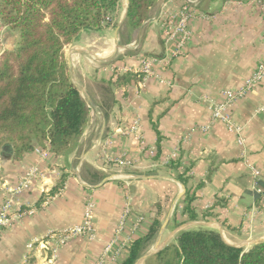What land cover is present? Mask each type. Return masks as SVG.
<instances>
[{
  "label": "crops",
  "instance_id": "obj_1",
  "mask_svg": "<svg viewBox=\"0 0 264 264\" xmlns=\"http://www.w3.org/2000/svg\"><path fill=\"white\" fill-rule=\"evenodd\" d=\"M184 1L158 0L140 41L135 44L137 35L124 41L108 62L90 59L106 58L116 45L105 51L74 47L68 60L73 81L91 99L89 119L65 155L37 143L20 160L0 154V210L7 199L15 210L37 204L65 177L58 197L0 230V264H27L33 240L82 225L88 201L94 238L68 241L51 264H120L155 219L161 224L143 255L157 242L160 250L174 244L182 230H207L245 251L264 239V194L257 190L264 189V79L230 109L243 145L224 123L211 122V105L225 100L222 91L239 90L264 63V12L256 0H193V39L173 55L176 44L163 36L162 20L167 8ZM16 43L17 34L0 22V56ZM144 58L155 60L152 74L144 72ZM127 74L137 78L115 83ZM119 159L131 164L120 166ZM33 167L38 175L17 191ZM187 188L196 197L194 217L185 211ZM153 258L142 264H154ZM33 264H44V257L36 254Z\"/></svg>",
  "mask_w": 264,
  "mask_h": 264
},
{
  "label": "trees",
  "instance_id": "obj_2",
  "mask_svg": "<svg viewBox=\"0 0 264 264\" xmlns=\"http://www.w3.org/2000/svg\"><path fill=\"white\" fill-rule=\"evenodd\" d=\"M158 0H128L121 33L125 42L131 32L145 22ZM123 0H0V22L17 34L14 48L0 56V154L13 161L49 143L57 156L65 155L89 119L91 107L73 81L65 59V48L80 40L116 26L114 20ZM137 74L119 76L116 84H127ZM7 150H4V148ZM174 166L175 163L171 162ZM186 174V172H184ZM181 181L187 185L185 178ZM65 187V177L39 202ZM263 194H264V189ZM195 195L187 188L185 211L192 214ZM29 207H22L21 211ZM155 219L149 232L133 240L120 264H135L160 227ZM37 244L34 245L36 248ZM30 251L27 264H33ZM154 264H264V242L249 250L225 244L207 230H182L174 244L154 255ZM150 264V263H149Z\"/></svg>",
  "mask_w": 264,
  "mask_h": 264
},
{
  "label": "built area",
  "instance_id": "obj_3",
  "mask_svg": "<svg viewBox=\"0 0 264 264\" xmlns=\"http://www.w3.org/2000/svg\"><path fill=\"white\" fill-rule=\"evenodd\" d=\"M261 6L264 12V0H256ZM193 0H185L180 7L175 10L167 8L164 12L162 20V32L163 36L167 41L173 40L176 44L173 55H179L183 53V48L188 46L193 39V32L190 28V20L195 17L196 11L193 9ZM153 59L144 58L142 60V66L144 72L149 75L153 73ZM264 79V63L260 64L257 70L253 75L246 80L244 86L239 90H223L222 94L225 97V100L221 103H213L211 105V122H222L224 123L229 132L235 133L237 135V142L239 145L244 144V139L242 137L241 128L236 126L233 122L232 115L230 112L231 107L239 99L245 97L249 92L254 90L258 84ZM139 127V119L135 121L132 130H135ZM131 130V131H132ZM45 148L46 151H51L49 143L46 142ZM38 152H42L40 149H37ZM45 154V153H44ZM44 154H42L44 156ZM116 164L120 166L130 165L131 162L126 159H119L116 161ZM255 176L259 175L257 170H254ZM38 175V168H31L26 175L22 178L20 186H18L17 191H20L26 188L31 179ZM260 193H263L262 188L257 189ZM61 194V191L55 195H49L43 204H48L55 197H58ZM93 202L88 201L87 208L85 211V221L82 225L74 226L68 230L62 232H50L45 237L41 239H35L29 244L30 250H35L38 255L44 257V264H51L53 259L56 256L58 249L66 244L68 241L79 237L84 236L92 240L95 236V232L92 227V218H93ZM36 210L35 207H29L26 211L15 210L13 208L12 200L7 199L0 210V230L9 226L14 220L22 218L26 214H32ZM130 212V208H127L123 216V221L125 220L127 214ZM119 225L118 231L122 229V224ZM37 244L36 248L34 245Z\"/></svg>",
  "mask_w": 264,
  "mask_h": 264
},
{
  "label": "rangeland",
  "instance_id": "obj_4",
  "mask_svg": "<svg viewBox=\"0 0 264 264\" xmlns=\"http://www.w3.org/2000/svg\"><path fill=\"white\" fill-rule=\"evenodd\" d=\"M121 13H122V9L120 10L117 18L114 20L116 26H113L110 28L108 27L105 29V31H102L100 34H97V33H95L93 35L83 34V36H82L83 38L81 37L80 38L81 40H78V43L75 42V43L68 45L64 51L65 52V59H66L67 63L69 61L68 57L76 45L87 46L88 48H90L91 50H94V51H105V50H108L109 47H111L113 45L117 46V44H119L121 49L124 48L125 44H124V39H123V36L121 33H127L129 30L128 27L126 26L125 22H123V24L121 25L119 32H118L121 34V36L119 34L117 36V41L116 42L113 41V32H114L115 28L118 27V25L121 21ZM136 35H137V32H135V31L131 32V40L133 42L135 40L134 38L136 37ZM79 41H82V42L79 43ZM78 57L79 56H77V58ZM79 58H78V60H79ZM71 76L73 77L72 74H71ZM28 207H30V206H28ZM33 207L37 208L35 205H33ZM29 251H33V250L29 249ZM34 252H35V256H36L37 253L35 250H34Z\"/></svg>",
  "mask_w": 264,
  "mask_h": 264
},
{
  "label": "water",
  "instance_id": "obj_5",
  "mask_svg": "<svg viewBox=\"0 0 264 264\" xmlns=\"http://www.w3.org/2000/svg\"><path fill=\"white\" fill-rule=\"evenodd\" d=\"M127 9H128V0L126 1V7H125V12H124V17L122 18L121 22L119 23L118 27H117V32H116V35L118 36V32H119V29L121 27V25L123 24V22L125 21V18H126V13H127ZM151 20H147L145 22H143V24L140 26V28L137 30V38H136V41H135V44L138 43L140 41V38H141V33L144 29V26L147 22H149ZM116 40H117V37H116ZM120 47L119 44H117L116 48ZM118 51L119 50H114L112 52V54H110L109 56H107L106 58L104 59H95V58H91L90 60L93 61V62H98V63H105V62H108L109 60H111L113 57H115L117 54H118ZM79 54H82L81 51H79ZM68 65H69V69H70V73L73 75V64H72V61L69 60L68 61ZM75 83L77 84V86L79 87L80 91L82 94H85L84 93V90L82 89L79 81H75ZM85 97L87 98V100L89 102H91V99L89 97H87L85 95ZM102 141V137L98 140L96 147L99 146V144L101 143ZM4 150H7V148L5 147ZM0 166H1V158H0ZM166 227V224L164 223L161 227V233L164 231ZM261 242H264V239H261V240H256L254 243H261ZM161 249V244L160 242H157L154 246V248L152 250H150L149 252H147L145 255H143L141 258H139V260L135 263V264H142L144 262H146L149 258H151L152 256H154L157 252H159Z\"/></svg>",
  "mask_w": 264,
  "mask_h": 264
},
{
  "label": "bare ground",
  "instance_id": "obj_6",
  "mask_svg": "<svg viewBox=\"0 0 264 264\" xmlns=\"http://www.w3.org/2000/svg\"><path fill=\"white\" fill-rule=\"evenodd\" d=\"M120 47L116 48L115 50H119ZM119 52V51H118Z\"/></svg>",
  "mask_w": 264,
  "mask_h": 264
}]
</instances>
